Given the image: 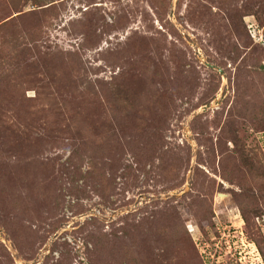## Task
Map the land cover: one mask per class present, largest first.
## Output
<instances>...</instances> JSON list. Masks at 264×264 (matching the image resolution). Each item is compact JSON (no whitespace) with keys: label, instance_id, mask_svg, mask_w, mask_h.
Wrapping results in <instances>:
<instances>
[{"label":"rangeland","instance_id":"rangeland-1","mask_svg":"<svg viewBox=\"0 0 264 264\" xmlns=\"http://www.w3.org/2000/svg\"><path fill=\"white\" fill-rule=\"evenodd\" d=\"M48 1L88 74L0 43V264H264V0Z\"/></svg>","mask_w":264,"mask_h":264},{"label":"trees","instance_id":"trees-1","mask_svg":"<svg viewBox=\"0 0 264 264\" xmlns=\"http://www.w3.org/2000/svg\"><path fill=\"white\" fill-rule=\"evenodd\" d=\"M20 1L22 3L23 0H0V20L10 17L12 12H18L20 9ZM61 2L62 1L50 0L43 4V5L47 4V6L43 8L44 9L48 8L49 13L52 12L50 14L52 18H57L58 14H60L61 12V8H62L60 4ZM20 18L21 15L12 16L0 25V33H2L0 36V43L6 45L1 48V51L4 53V55H6L5 53L8 52L7 56H5L4 58H8L9 60L11 57L16 58L18 56L21 57L24 56L25 58L23 59H27V60L25 61L26 62L25 64L21 65L22 68L32 67L31 69L39 71L38 67H40V65L44 67L47 65L49 66V72L50 71L55 72V70H53L54 68L62 67V65L64 64L63 62H65L69 67L70 65L69 60H70L73 67L74 80H76L79 83V85L82 86V82H85V76L88 74V72H86V68L82 63L80 64L78 63L77 59L79 56L77 57L75 53L69 51H59L65 55L63 56L61 54H57L55 56V54L53 53L51 54V52L43 50L44 47L42 49L39 48L37 46V43L40 41V36L42 35V29L44 28L40 29L35 25H28V24H26V26L24 24V26L18 27L20 24ZM47 18H49V16ZM48 24H49L48 21L47 23L45 22L44 25L45 28L48 26ZM10 26L16 27V29L14 31L13 30L10 31L9 29L8 34L5 36L6 34L5 31ZM18 38H21V41L18 43V48L15 51L13 46L16 45V41L18 40ZM23 59H17V60H23ZM96 80H97L96 83L93 82L94 84L85 83V86L82 89L86 91V90H91L94 87L95 90L96 89L99 90V87L104 82H102L103 80L100 79H96ZM39 82L42 83V81ZM44 82H47V80ZM49 82L56 83L57 80L55 77L52 76ZM60 87H62V81L60 82ZM65 137L70 139L69 143L72 144L73 146L78 147L81 143V138L79 137L76 136H65Z\"/></svg>","mask_w":264,"mask_h":264},{"label":"water","instance_id":"water-1","mask_svg":"<svg viewBox=\"0 0 264 264\" xmlns=\"http://www.w3.org/2000/svg\"><path fill=\"white\" fill-rule=\"evenodd\" d=\"M215 69H217L218 70V68L217 67H215V66H213Z\"/></svg>","mask_w":264,"mask_h":264}]
</instances>
